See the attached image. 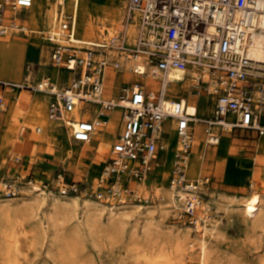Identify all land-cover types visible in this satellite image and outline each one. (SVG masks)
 Returning <instances> with one entry per match:
<instances>
[{
    "label": "built area",
    "instance_id": "1",
    "mask_svg": "<svg viewBox=\"0 0 264 264\" xmlns=\"http://www.w3.org/2000/svg\"><path fill=\"white\" fill-rule=\"evenodd\" d=\"M33 3L34 0H0V35H5L12 26L5 21L7 11L27 10ZM125 9L122 36L111 48L126 51L129 45L125 26L135 24L137 32L128 49L130 57L150 65L152 75L160 82L158 90L150 91L143 82L133 81L121 88L116 99L106 98V69L117 68L116 60L99 57L97 45L86 47L80 54L75 43L66 44L75 36L77 16L59 8L58 26L43 36L51 46V63L62 72L61 84L56 85L48 75L30 78L29 70L22 82L0 84L41 95L46 102L47 119L66 130L70 145L95 140L96 132L108 125L113 110H119L121 128L95 185L71 179L66 168L42 182L32 172L25 176L20 172L2 178L3 195L17 197L21 187L35 182L62 195L85 192L105 202L121 198L147 201L142 193L137 194L133 183L148 181L159 167L158 155L166 151L162 137L170 134L164 128L173 118L178 120L175 125L178 148L169 185L175 191L210 181L203 172L204 162L210 148L222 139V131L241 129L255 138L264 137V57L253 54L254 33L264 34V27L254 23L255 14L264 13V0L262 9L257 0H127ZM172 69L194 71L193 80L197 84L191 86L190 96L197 97L199 87L203 88L211 105L210 116L201 120L205 139L199 179H190L188 175L195 119L187 113V101L180 98L167 101L165 80ZM134 70L139 74L140 66ZM89 108L93 114L88 113ZM7 109L8 103L0 96V115ZM77 111L82 116L79 120H75ZM25 130L26 127L22 133ZM198 194L202 198V190ZM178 195L175 192L176 198ZM181 206L177 219L193 225L196 209L192 204L187 208Z\"/></svg>",
    "mask_w": 264,
    "mask_h": 264
},
{
    "label": "bare ground",
    "instance_id": "2",
    "mask_svg": "<svg viewBox=\"0 0 264 264\" xmlns=\"http://www.w3.org/2000/svg\"><path fill=\"white\" fill-rule=\"evenodd\" d=\"M257 2L259 9H262L263 0H257ZM36 3L37 0H34L33 7L27 9L30 10V15L26 20L22 18V12L25 10H19L18 12L7 11L5 21L7 25L12 23V26L8 27V31L5 35H0V47L1 45L10 43L14 46L16 53H21V44L30 36L29 29L48 34L54 30L55 26H58L56 10L46 13L51 4V0H39L38 7ZM123 3V0H115L111 11L108 12L104 10V18L99 16L100 13H97L98 16L96 21H94L93 18L94 14L98 12V9L97 11L88 10L84 12V16H88L87 20L84 21L82 25V28L84 27V34L79 35L77 31L79 26H76L75 36L72 40L65 42L66 44L75 43L78 48L77 52L80 54L84 53L86 47H90L95 43L97 46H100V48H98L100 51L99 57H104L110 61L113 59L116 60L118 67L109 66L105 73L104 95L109 99L117 98L116 94H112V90L115 87V79L119 74H129L131 79L137 78V76H146L144 85L145 88L150 89V91L156 92L160 83L159 80H157L158 77L152 75L150 65H147V63L142 60L136 61L130 57L128 49H130L134 43L137 32L135 24H127L125 26L127 27L125 36H127V44L129 45L126 48L127 50L118 52L111 48V45H115L118 38L122 36L123 27H121V24H123L125 20V9L122 7ZM120 18L121 21L118 23V19ZM254 23L255 25L264 27L263 12L255 14ZM41 25L45 27L41 28ZM253 39L255 42L253 54L257 57H264V34L255 32ZM48 47L49 48L36 46L34 48L40 51L42 58H48V56L50 57L51 46L48 44ZM46 64V62L42 63V65ZM50 65L51 71L49 74L45 75L50 76L51 80L56 85L61 84L63 80L62 72L51 63V59ZM137 66H140L141 69L139 70V74L135 73L134 70ZM38 71L35 79L41 78L38 77ZM29 73L31 72L29 71ZM107 75H110L109 81L107 80ZM194 75V71L191 70L183 71L172 69L168 72L165 80V82H167L165 83L167 101L170 103L178 98L187 101L189 105L186 109L187 113L195 119L194 140L191 150L193 156H195L194 151H196L199 146H201L199 155L201 154L203 141L205 139V127L203 123H201V120L205 118L203 115L208 107V94L204 92L203 88L199 87L200 84L198 85L199 95L197 97L189 98L187 96L188 93L192 92L191 86L197 84V81L193 80ZM28 77L31 78V75ZM69 79L72 80V75ZM204 79L207 81L206 77ZM178 85H181V91L174 89ZM107 91H109L108 94ZM170 95L172 98H170ZM26 103H28V98L22 97L17 105L23 106L26 105ZM42 108L43 111H41V113V108L40 110L37 108L34 111L35 118L41 121V125L32 128L35 131L32 130L34 133H32L31 138L36 141H41L42 138L44 139L47 130L51 127L50 125L54 123L47 119L45 106ZM88 111L89 114H93V112H90V108ZM119 114V110L110 112L112 117H110L108 125L104 127L107 128L108 135H100V137H98L100 140L98 145L107 148L106 151H104L105 153H103V157L109 156L111 153V145L118 136L119 132H117L116 123L121 122ZM74 115H76L75 120L82 118L79 111L74 112ZM177 121L176 118L169 121V133L173 136V139L176 135L175 125ZM12 122L13 126L18 123V117H15ZM104 128L96 132L95 138ZM37 129H40V131L37 132ZM10 132H12V129ZM230 133V129L221 132L222 139H220L218 144L220 148L214 151L215 156L219 152H227V147H229L231 142ZM21 134L23 133L21 132ZM162 138L164 140L165 149H168L172 142H177L173 152L174 160V153L178 148L177 138L175 139L176 141H172L171 137L166 138L164 136ZM193 156L190 158L188 175L190 179H199L202 164L201 155L199 156V163L196 167L197 174H194L195 167L194 161L192 162ZM206 182L208 181L205 180L204 183ZM204 183L197 187L195 185L189 186L187 190L191 192L181 189L180 191H175L169 185L163 192L158 188L156 189L158 191H155L154 194L147 193V195L146 191L144 192L145 189H143L144 184H146L145 181L133 183L137 189V194L142 193L147 200L146 202L153 200L155 197L158 198L159 204L157 203V207H145L135 204L134 200L128 201L124 198H121L120 201L111 199L105 202L98 199L94 200L86 197V195H62L52 190H45L38 185V183L34 182L29 186H24L23 190L20 191V195L24 196V198L19 199L10 197L11 199H7L6 201L0 200V255H2L4 260L2 261L4 264H18L15 260H12L15 252H22L26 245H40L47 246V253L49 256L58 260L60 264H80L81 262L79 261L81 260L79 255L81 253L78 254V251L81 244L85 243V240L90 239L96 246H99L101 245L99 241L103 242V239L100 240L101 238H108V240L110 239L115 242L124 241L127 232H129V237H126L127 239L125 240L127 241L126 251L128 261H132L130 264H224L219 262L220 259L218 258V260L214 255V251L212 252L210 245V241L213 238L221 236L219 230L221 221L214 219L213 215L210 213L212 209L206 204L207 200L205 199V193H207L206 196H208V192L206 191L207 189ZM139 184L141 185L137 186ZM200 190H202V198L200 194H198ZM175 192H178L179 198L175 197ZM250 195L249 197H243V199L235 196V198L230 200L226 205L219 199L218 202H216L217 210L224 205L223 209L226 210L228 214L230 213V217L238 212L242 222L251 228L258 229V227H262L264 229V190H254ZM182 204H184L183 207L185 208L192 204L196 209V217L194 218L195 223L193 227L190 228L192 231L181 232L180 230L175 233L173 240H171L172 245L167 248L165 246L167 242L164 241L166 235L160 234V236L154 237V227L160 229L156 220L158 218L167 217L173 213L179 216L178 209L182 207ZM155 213L158 214V218ZM136 214L137 216H135ZM143 214L146 216L144 217ZM133 217L135 219V224L128 230L127 226L130 224V219ZM141 220L144 222V226H142V231L140 230L139 233L138 226H140ZM27 224L32 225L29 228ZM188 228L189 227H187V229ZM151 243L153 246H151ZM149 244L150 247L148 246ZM154 245H157V247ZM188 258L193 262H190Z\"/></svg>",
    "mask_w": 264,
    "mask_h": 264
},
{
    "label": "rangeland",
    "instance_id": "3",
    "mask_svg": "<svg viewBox=\"0 0 264 264\" xmlns=\"http://www.w3.org/2000/svg\"><path fill=\"white\" fill-rule=\"evenodd\" d=\"M115 0H51V4L46 13L52 10H56L58 13L59 8H63L67 14H75L77 16V25L79 26L77 31L79 35L84 34V27L82 25L87 20L88 16H84V12L88 10L97 11L94 14L93 20L96 21L97 13L104 18V10L111 11ZM123 9L127 4V0H123ZM39 0H37L36 6L38 7ZM126 10V9H125ZM124 10V14H125ZM30 10L22 12V18L28 19ZM121 18L118 19V23ZM41 25V28H44ZM30 36L23 42L21 53H16L12 44L1 45L0 47V73L15 75V81H19L22 77V72L27 75L28 70L31 72V78L35 79L37 76L41 77L45 74H49L51 71L50 57L42 58L40 51L34 47L44 46L48 47L47 41L44 39V33L29 29ZM96 45L95 43H93ZM46 62V65H42ZM25 63V64H24ZM24 69V70H23ZM11 75V76H12ZM122 75V77H121ZM137 76V75H136ZM121 82L118 83V88L112 90V94L118 95L121 88L126 83L133 81L143 82L146 79L144 77L132 78L129 74H119ZM116 81V79H115ZM174 88V87H173ZM3 88L0 86V96H5V101L9 107L5 114L0 115V200H7L11 198H24L19 195L17 197H7L1 192L2 178L4 176L18 175L22 172L25 176L29 173L36 175V179L39 182L45 181L51 178L56 171L61 168L68 169L71 179L76 181H86L88 186L95 185L99 176L101 175L104 166L107 163L109 156L103 157L105 146H100V135H108L107 128H104L95 140L90 144H73L70 145L67 141V133L64 128H61L55 122L50 125V129L42 140H33L32 133L35 131V126L41 125V121L35 118L34 111H43V106L46 105L39 95H34L28 91L12 90L8 89L3 92ZM175 90H182L181 85L174 88ZM22 91V92H21ZM21 92V93H20ZM109 91H107V94ZM27 97L28 103L23 106H18L20 98ZM170 98L172 96L170 95ZM40 107V108H39ZM211 105L209 104L204 113V117L210 116ZM46 114V112H45ZM197 115V114H196ZM15 117H18V123L13 124ZM26 127L25 133L21 134V129ZM121 127V122L116 123L117 132ZM12 129V132H10ZM166 131H170V122L165 125ZM33 130V131H32ZM8 136V137H7ZM166 137H171L172 141H176V135L167 134ZM231 142L227 147V152H219L216 156L214 151L218 150L220 145L210 148L206 162L204 165V175L210 177V181L204 183L206 186L205 199L207 205L212 209L210 213L213 218L220 220L219 224L220 235L218 238H213L210 241L212 252L217 257L219 262L228 264H264V229L258 227L253 229L244 222H242L239 213H235L230 217L226 210L223 209L224 205L229 203L233 198H242L251 196L250 193L254 190H264V137L261 139L255 138V135L248 133L247 131L238 129L230 133ZM176 143H171L170 147L165 152H160L158 155L157 163L159 167L151 173L149 180L144 184L143 189L146 191V195L154 194L156 189H161L163 192L165 188L169 187V179L172 171L173 152L176 148ZM87 147V148H86ZM201 146L194 151L195 157H198ZM258 150V151H257ZM197 161L194 160V174L196 172ZM253 184V185H251ZM40 185V184H39ZM141 184L137 185L140 186ZM136 186V187H137ZM24 187V186H23ZM21 187L20 191L23 190ZM55 193H58L52 190ZM59 194V193H58ZM76 195H86V197L95 200V197L85 192ZM150 196V195H149ZM158 198H153L149 202H135L142 206L157 207L159 204ZM222 200L224 205L217 210L216 202ZM158 203V204H157ZM146 214V212H145ZM143 214L145 217L146 215ZM158 218V214L155 213ZM137 216V214L135 215ZM141 215V217L143 218ZM176 213L170 214L164 218H158L156 223L159 228L154 227V237L160 236V234L166 235L164 241L167 243L165 246L170 247L171 240L175 236V233L181 230V232L192 231L190 229L193 225L182 222L177 219ZM161 219V220H160ZM132 220V221H131ZM135 224L134 217L130 219V224L127 226L128 230ZM144 222L141 220L138 230L142 231ZM32 224H27L30 228ZM187 227H189L187 229ZM157 229V230H155ZM163 232V233H162ZM194 236V234H193ZM127 238L129 232H127ZM125 237V239H127ZM168 237V238H167ZM103 239V240H102ZM113 241L108 238H101L103 242L99 241L101 245H97L90 239L85 240L82 243L80 250L78 251L80 264H130L132 261H128V255L126 251L127 241ZM90 240V241H89ZM92 241V242H91ZM112 241V242H111ZM159 245V244H157ZM157 245H154L157 247ZM150 247V244L148 245ZM151 246L153 244L151 243ZM14 253V252H13ZM12 253V254H13ZM16 255V256H14ZM20 255V256H19ZM0 264H4L2 255H0ZM16 257V258H14ZM121 258V259H120ZM263 258V259H262ZM18 259V260H17ZM3 260V261H2ZM18 264H60L58 260L50 257L47 253V246H29L26 245L22 252H15L13 259ZM188 260H190L188 258ZM262 260V261H260ZM20 261V262H19ZM190 262H193L190 260Z\"/></svg>",
    "mask_w": 264,
    "mask_h": 264
},
{
    "label": "crops",
    "instance_id": "4",
    "mask_svg": "<svg viewBox=\"0 0 264 264\" xmlns=\"http://www.w3.org/2000/svg\"><path fill=\"white\" fill-rule=\"evenodd\" d=\"M25 64V63H24ZM24 70V69H23ZM22 77H21V79L19 80V81H15V75L13 76L12 74V76L11 75H8V74H1L0 73V83H4V82H6V83H19V82H22L24 79H25V76L26 75H24V73L22 72ZM121 77H122V75H121ZM110 78V75H107V80ZM121 80V78H119L118 77V75H117V78H116V81H115V89L116 88H118V83L119 82H121L120 81ZM109 81V80H108ZM0 86L3 88L2 90H3V92H6V90H8V89H12V90H16V89H13V88H10V87H4V86H2L1 84H0ZM181 91V90H180ZM22 92V91H21ZM20 92V93H21ZM39 96H41V95H39ZM187 96L189 97V98H195V97H191L190 96V93H188L187 94ZM5 97V96H4ZM42 97V96H41ZM6 98V97H5ZM5 98H4V100H5ZM42 100H43V102L45 103V105H46V102H45V100L43 99V97H42ZM8 107H9V105H8ZM8 110V109H7ZM46 111H47V106H46ZM200 153V152H199ZM199 155V154H198ZM200 156V155H199ZM199 156L198 157H195V156H193V160H192V162L194 161V160H196L197 161V165H198V163H199ZM197 167V166H196Z\"/></svg>",
    "mask_w": 264,
    "mask_h": 264
}]
</instances>
